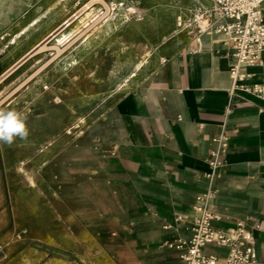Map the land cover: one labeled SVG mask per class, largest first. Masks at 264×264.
Masks as SVG:
<instances>
[{
    "label": "rangeland",
    "instance_id": "374dc122",
    "mask_svg": "<svg viewBox=\"0 0 264 264\" xmlns=\"http://www.w3.org/2000/svg\"><path fill=\"white\" fill-rule=\"evenodd\" d=\"M90 1L42 0L34 18L0 33V109L22 112L29 128L26 139L0 144V264L126 263L76 216L77 201L92 197L80 173L91 164L94 130L199 36V21H218L211 0H101L60 43L46 42Z\"/></svg>",
    "mask_w": 264,
    "mask_h": 264
},
{
    "label": "crops",
    "instance_id": "0c3cea01",
    "mask_svg": "<svg viewBox=\"0 0 264 264\" xmlns=\"http://www.w3.org/2000/svg\"><path fill=\"white\" fill-rule=\"evenodd\" d=\"M11 2L17 14L0 33L34 18L42 0H29L22 10L19 0ZM215 24L162 62L110 110L108 124L94 130L91 164L80 173L90 180L92 197L77 201L76 216L123 253L125 264H184L166 243L190 238L189 205L207 189L211 140L222 131L225 166L212 183L216 225L258 224L252 233L257 259L264 262V94L231 92L229 47L213 32ZM242 73L244 85L264 89V53ZM204 252L221 260L226 255L215 246Z\"/></svg>",
    "mask_w": 264,
    "mask_h": 264
},
{
    "label": "built area",
    "instance_id": "2783aa9c",
    "mask_svg": "<svg viewBox=\"0 0 264 264\" xmlns=\"http://www.w3.org/2000/svg\"><path fill=\"white\" fill-rule=\"evenodd\" d=\"M211 1L214 13L220 19V22L214 23L213 32L222 36L229 47L231 92L240 90L262 96V87L249 88L242 83L245 78L242 68L258 65L264 53V0ZM202 32L204 29L200 26L198 33ZM229 112L230 108L226 114ZM211 141L215 148L208 156L210 172L204 175L207 189L189 205L193 214L187 227L190 238L174 239L166 243V247L177 251L184 264H264L257 259L256 240L252 233L260 229L258 224L237 221L230 228L216 225L220 218L212 210V200L216 196L212 183L215 172L225 166L222 156L227 151V136L222 131ZM182 220L181 216L176 217L177 223H182ZM207 246L225 249V257L221 260L206 254L204 249Z\"/></svg>",
    "mask_w": 264,
    "mask_h": 264
},
{
    "label": "clouds",
    "instance_id": "9594fccd",
    "mask_svg": "<svg viewBox=\"0 0 264 264\" xmlns=\"http://www.w3.org/2000/svg\"><path fill=\"white\" fill-rule=\"evenodd\" d=\"M28 136L27 117L22 112L0 109V144L11 145L17 138Z\"/></svg>",
    "mask_w": 264,
    "mask_h": 264
},
{
    "label": "bare ground",
    "instance_id": "6f19581e",
    "mask_svg": "<svg viewBox=\"0 0 264 264\" xmlns=\"http://www.w3.org/2000/svg\"><path fill=\"white\" fill-rule=\"evenodd\" d=\"M97 1H101V0H91L88 4H86L83 8H81L75 15H73L72 17H70L69 19H67L56 30H54L53 32L56 33L55 34V33L52 32L53 34H55L52 37V40H54V43L55 44L56 43H60L63 39H65L69 35L67 32H65V29L68 28L75 19L79 18L81 12H83L85 9H89ZM7 5H8L7 0H0V23H4V22H7V21H10L12 14H17V12L8 13L7 12V10H8ZM199 23H200V26L203 27L204 32H206L207 30H209L208 28H205V26H207V25L209 27L212 26V24H209V23H207L205 21H199ZM46 41H47V39H46ZM44 47H45V44L38 46L37 49H42ZM137 67H139V65H137Z\"/></svg>",
    "mask_w": 264,
    "mask_h": 264
},
{
    "label": "water",
    "instance_id": "95a60500",
    "mask_svg": "<svg viewBox=\"0 0 264 264\" xmlns=\"http://www.w3.org/2000/svg\"><path fill=\"white\" fill-rule=\"evenodd\" d=\"M53 33H55V32H53ZM53 33H51L46 39H47V41H49V40H51L52 39V37L56 34H53ZM46 41V42H47ZM35 49V48H34ZM33 50H31L27 55H26V57L20 62V64H22L26 59H28L31 55H33ZM19 64V65H20Z\"/></svg>",
    "mask_w": 264,
    "mask_h": 264
}]
</instances>
